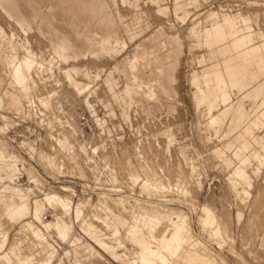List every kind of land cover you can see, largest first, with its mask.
Returning a JSON list of instances; mask_svg holds the SVG:
<instances>
[{
	"label": "rangeland",
	"instance_id": "374dc122",
	"mask_svg": "<svg viewBox=\"0 0 264 264\" xmlns=\"http://www.w3.org/2000/svg\"><path fill=\"white\" fill-rule=\"evenodd\" d=\"M30 1L39 2L40 5L36 2L33 7L38 13L31 11L28 3H21L19 0H3L2 2L18 18H24V9L31 11L36 21L33 23L30 35L36 36L37 34L39 36L34 37L36 48H40L41 45L54 46L74 39L79 51L82 48L87 51V55H83L81 52L79 59L75 61L76 69L78 71L85 70L87 74L76 72L71 68L70 72L83 85L90 86L88 90L85 87L82 88L79 82L69 81L66 72L68 63L57 61L58 63L54 64V72L58 73L56 77L59 76L57 78L61 80L59 83L62 88L60 99L65 103L66 110L78 112L77 115L81 119L79 125L83 126L82 128L87 133L86 137L92 138L94 147H101L98 152H91L100 167L103 169L104 163L101 159H103L104 151L112 149L116 153L115 157L121 159V152L124 149V156L126 155L124 158H131L136 163L135 169H140L139 172H142V167L138 165L134 156L137 151L136 144L138 140L145 141L147 138H154L158 142L156 159L157 165L161 169L175 163L177 157L185 161L186 164L195 160L201 173V179L197 180L200 190L194 194L193 198L184 197V199L180 196L178 198L176 194H168L166 199H163V197L160 198L161 196L152 197L148 193L142 192L139 187H130L132 184L126 180L127 175L122 168H119V176L123 181L119 183L120 188L123 189L122 192H115L112 189L115 184L107 181L106 175H103L102 181H98L91 175L88 178H83L75 171L67 172L65 170L63 173H59V171L46 166L40 157L42 150H49L48 146L52 138L50 127L42 121L40 122L38 117L19 113L7 102H0V154L3 151V154L9 155V169L11 168L15 172L16 168L22 169L20 174L16 173V177H13L7 167L0 164V174L5 177L3 182H0V193L11 190L24 196H31L30 188H34V183L43 188L48 180V183L58 187L47 189L46 192L56 191L62 195L70 196L76 201H82L87 208V214L90 213L94 204L101 202V195L104 193H110L112 196L126 195L131 198L129 200L139 210L142 207L143 209L157 207L163 211H173L174 215L178 211L186 213L195 234L194 239L198 238L203 241L209 253L216 258L217 263L244 264L239 256V258L235 257L234 253L236 255L238 253L250 264H264V249L259 250L256 245L243 242L246 217L248 218V215L253 213V203L246 207V222L245 220L240 223L236 221L234 228L231 210L233 241L231 239L223 240L220 243L200 227V207L208 204L210 199L216 200L218 207L223 209L226 207L225 200L228 197L231 203L232 200L234 201V210L237 212L236 192L231 187L228 175L230 168L220 163L218 154L214 150L219 145L227 148L225 155L231 154L233 150L228 148V144L237 141V134L232 133V128H227L231 119H228V123L227 121L222 123L217 133L210 134L204 127L207 114L204 106H198L195 100L194 76L207 70L216 62L223 64L226 62L220 58L216 50L215 53L211 52L193 35L188 34L190 27L196 23L200 22V28H204L208 15L214 11L221 15H234L242 12L253 18L259 13L260 28L264 30V0H159L158 3L151 0H130L127 3H122L121 0H93L91 6L78 11L79 18L75 19L73 23L68 22L65 16L70 19V11L76 2L81 0ZM65 2L69 5L64 12L60 5ZM82 2L87 5L92 3V0H82ZM54 3L58 8L50 11ZM165 8L166 10L159 11ZM54 18L55 24L52 22ZM5 19L7 18L0 14V25H2L0 34L3 33L9 37L11 26ZM129 23L132 27L130 30L127 28ZM80 24L85 28L77 30ZM63 27H66V33H63ZM89 32L104 39L102 44L109 43L105 46L102 44L92 45L85 40L77 39V33L88 39ZM238 37L239 34H234L228 38L227 42L234 46L233 42ZM1 44H6L5 40H1ZM11 45L21 56L23 55L16 41ZM53 55L55 54L51 50L46 57L50 59ZM119 64L122 67L117 71ZM141 77L145 81L152 79L156 88L145 90L143 85L146 82L144 81V84L142 83L143 90H139L142 82ZM53 80L48 81L47 88L53 86L55 81ZM263 83L264 73L259 75L256 86ZM54 85H56L55 82ZM119 93L127 94V102L116 100L115 95ZM1 95L2 88L0 89ZM246 103L248 106L251 104L249 99ZM258 104L260 103L258 102L256 106ZM217 111L218 108H215L214 112L217 113ZM93 113H98L95 119ZM59 117L65 123L69 118L67 113H62ZM263 129L264 127L255 129V131L264 133ZM100 132L103 137L101 139ZM40 133L44 135V139H37ZM167 134L173 135L172 142L166 139ZM81 138L84 136L81 135ZM31 142L35 150H32L31 144H29ZM262 145L261 149L264 150V143ZM253 147L259 149L255 143H253ZM139 151L143 154L142 150ZM184 151L188 153L183 159L181 155ZM225 155L222 158H225ZM228 157L230 156L228 155ZM33 174L38 177V182L30 178ZM58 177L61 179L58 180ZM85 181L90 184L84 185ZM256 181L254 182L257 188H254V190L256 189L255 194L258 190L257 186L262 185L264 181L262 175H259ZM7 184L8 188L5 187ZM62 184L72 187L64 191L59 188ZM35 193L36 196H33V199L45 196V193L37 190ZM252 198L250 197L249 202ZM253 201L255 200L253 199ZM88 203L90 204L88 205ZM241 207L245 208L243 205ZM47 216L49 219L52 218L51 213ZM32 220L33 217H29L16 223L9 233V246L16 245L22 257L33 254V252L40 256L55 246L59 249L57 264H83L84 262L85 264H116L108 254H106L107 257L101 256L90 244H84L86 248L83 245L70 246L68 243L60 241L54 233H46L48 235L41 248L37 244L42 242V238L36 235V229L42 227ZM87 223L85 226L88 225ZM81 225L82 222L79 223L80 227ZM263 229L264 224L256 232V239H259ZM260 242L264 244V239ZM201 247L197 246L198 249H202ZM252 247L259 253L258 257H262L261 259H256L257 257L255 258L251 254ZM231 248L235 252L231 251ZM121 252L132 256L135 248L128 243L127 248L122 249Z\"/></svg>",
	"mask_w": 264,
	"mask_h": 264
},
{
	"label": "bare ground",
	"instance_id": "6f19581e",
	"mask_svg": "<svg viewBox=\"0 0 264 264\" xmlns=\"http://www.w3.org/2000/svg\"><path fill=\"white\" fill-rule=\"evenodd\" d=\"M2 1L0 0V14L6 17L5 20L10 23L11 34L9 37L3 33L0 34V89L2 88L0 102H7L19 113L36 116L40 122L42 121L50 127L52 138L48 146L49 150H42L40 156L46 166L59 171V173H63L65 170L67 172L75 171L83 178H88L91 175L98 181H102L103 175H106L107 181L115 184L112 188L115 192L123 191L119 186V183L123 182L119 176V168H122L127 175L126 180L132 184V186L129 185L130 187H139L142 192H146L152 197L161 196L160 198L164 199L168 194H176L178 198L179 196L180 198H193L194 194L200 190L197 183V180L201 179L199 165L195 160L186 164L185 161L177 157L178 160L176 158L175 163H172L173 166H168L163 172L157 165L158 142L154 138H147L145 141L138 140L136 144L137 151L134 156L138 165L142 167V172H139L140 169H135L136 163L131 158H124L126 156H124V149L121 152V159L115 157L116 153L112 149L104 151L103 159H101L104 163L103 169L100 167L92 153L98 152L101 147H94L92 138H87L83 126L79 125L81 119L77 115L78 112L67 111L65 103L60 99L62 88L59 83L61 80L57 78L59 76L56 77L58 73L54 72V64L58 63L57 57L55 55L50 59L46 57L52 50L51 45L42 46L40 44V48L34 46V37L38 35H30L33 23L36 21L33 14L24 9V18H18ZM259 17V13L253 18L242 12L234 15H221L214 11L208 15L204 28H200V22L196 23L190 27L188 34L195 38L204 37L209 42L214 38H219L221 33L224 34V31L225 33L234 32L235 27L239 30L241 29L239 26L243 25L241 30L245 33V38L249 39L253 25L260 24ZM90 36L95 37L92 32H90ZM1 40H5L6 44H1ZM103 40L98 38L100 43ZM14 41L18 44L20 52H23L22 56L13 49L11 43ZM54 47L58 51L55 45ZM75 64V62L72 63L73 66ZM50 80H53L56 85L53 82V86L47 88L46 84ZM139 87L143 90L142 85ZM144 87L145 90L153 89L151 84ZM62 113H67L69 117H67L66 123L62 122L59 117ZM97 114L93 113L94 119L98 116ZM81 135L84 138H81ZM43 137L44 135L40 133L37 139ZM101 138H103L102 134ZM29 144H31L32 150H35L32 142ZM139 150H142L143 154ZM2 152L0 164L7 167L11 176L14 177L16 173L20 174L22 172L20 167L16 168V172L8 168V158L10 157ZM187 153V151L182 152L183 159ZM0 175V182H3L5 177L3 174ZM30 178L36 182L39 181L34 174ZM255 178L257 179L256 175ZM85 184L90 183L85 181ZM8 186V184L5 185L7 188ZM55 187L58 186L48 183V180L43 188L34 183L35 190L45 193L43 198L35 199H33V196H36L34 188H30L31 196L14 193L11 190L0 193V264H16V260L32 264H53L57 258L59 249L55 246L49 249L50 251L43 252V255L38 256L33 252L25 257H21L17 252V247L9 246L11 228L29 217H33L32 221L42 227L36 229V235L42 238L40 245L44 243L48 235L46 233H54L60 241L68 243L70 246L90 244L101 256L108 254L116 264H219L216 258L209 253L203 241L197 237L194 239L195 234L189 216L183 211L175 212L176 215H174L173 211H163L157 207L145 209L142 207L143 210H139L131 203L129 200L131 198L126 195L112 196L110 193H104L101 195V202L94 204L90 213L87 214V208L82 201H76L72 197L56 191L46 192L47 189ZM71 187L67 184L59 186L64 191ZM255 195L256 199L253 198L255 201L252 200L253 205L251 204L253 213L248 215L243 231V242L253 246H257L258 239L255 235L264 224V184L258 187ZM228 199L227 197L226 207L223 209L218 207L216 200L210 199V202L208 201V204L200 207L201 211H199L201 212L199 215L200 227L220 243L223 240L233 239L231 220L233 205ZM240 208L245 210L244 207L240 206ZM49 213H51V219L47 216ZM80 222H82L81 227L79 226ZM86 222H88L87 226H85ZM43 229L45 231H42ZM128 243L135 248L132 256L121 252L122 249L127 248ZM198 245L202 246V249H198ZM231 251L235 252L233 249ZM251 251V254L258 259L259 253L253 247L250 249ZM234 255L235 257L239 256L242 263L250 264L238 253L237 255L234 253Z\"/></svg>",
	"mask_w": 264,
	"mask_h": 264
},
{
	"label": "crops",
	"instance_id": "0c3cea01",
	"mask_svg": "<svg viewBox=\"0 0 264 264\" xmlns=\"http://www.w3.org/2000/svg\"><path fill=\"white\" fill-rule=\"evenodd\" d=\"M19 1L21 3H28L31 11L38 13V11L33 8L34 5H36V2L39 4L38 1ZM151 1L155 3L159 2V0ZM121 2L127 3L130 2V0H121ZM92 4L93 0L92 3H88L87 5L83 4L82 0L77 1L74 8L70 11L71 18L68 19L65 16L66 20L73 23L75 19L79 18L78 11L81 8H87ZM68 5L69 4L65 2L64 4H61L60 7H62L65 12ZM57 8V4L54 3L51 6L50 11ZM163 10H166V8L160 9L159 11ZM54 20L55 18L52 22L55 24L56 21ZM80 23L82 24V21H80ZM81 24L77 30L85 28L81 27ZM242 26L243 25H240L239 27L242 29ZM89 27L92 28L91 26ZM1 28L2 25H0V29ZM127 28L128 30L132 28L131 23L127 25ZM62 29L63 33L67 32L66 27H63ZM241 29L238 30V28L235 27L234 32L225 33L224 31V34L221 33L219 38H214L209 42H207L204 37L196 38L198 42L202 43L207 49H210L211 52L215 53L217 51L220 58L224 59L226 63L223 64L222 62H216L207 70L194 76V84L196 86L194 93L195 100L198 106H204L205 108L207 120L205 121L204 127L207 132L210 134L217 133L221 124L226 121L228 123V119H231L227 128H232V133L237 134V141L228 144V148L233 150L231 154H228L230 157L225 155L227 153V148L219 145L214 148L216 154H218L220 163H223L226 167L230 168L228 174L229 180L231 182V187H233L236 192L237 202L235 204L237 212L234 210V201L231 199L233 203V228L236 221L240 223L245 220L246 222L247 217L245 216V210L246 207H249L252 203L255 190L257 189L256 185H254V182H257L255 175L257 178L259 175H262L264 179V150L261 149V146H263L262 143H264V133H258L255 131V129L264 127V83L256 86L259 81V75L264 73V30L260 28V24L257 26L253 25L251 29V38L247 39V37L245 38V33ZM234 34H239V37L234 40L233 46L229 44L227 40ZM77 39L85 40V42L87 41L89 44L92 43V45L102 44L99 43L98 37L90 36V32L88 39L83 38L82 35L79 36L77 33ZM108 43L109 42L102 44V46H105ZM55 46L58 48V51L53 45H51V48L57 57V61L68 63L69 65L66 69L68 79L74 83L79 82L82 88L85 87L87 88L86 90H88L90 86L83 85V83L74 78L70 72L71 68L76 72L80 71L87 74V71L85 70L78 71L76 69L77 64L74 66L72 65V63L79 59L81 52L83 55H87V51H84V48L79 51L75 45L74 39H70V41H65ZM121 67L122 66L119 64L117 66V71L121 70ZM141 79L142 85L145 80L142 77ZM145 82L146 83L143 86L151 84L153 89L156 88L155 82L152 79ZM138 89L142 90L140 87ZM115 98L119 102H127L128 96L126 93H119L115 95ZM247 99L251 102L249 106L246 103ZM258 102L260 104L256 106ZM215 108H218L217 113L214 112ZM231 124L234 125L232 126ZM166 139L169 142H172L173 135L167 134ZM252 142L259 146L258 150L253 147ZM223 155H225V158H222ZM167 167L161 170L164 172ZM262 184H264V181ZM260 185L257 187H260ZM254 188L256 189L254 190ZM250 197H253L251 202H249ZM242 205L245 206V210L240 208ZM262 239H264V229L257 241V248L259 250L264 249V244L260 242ZM42 245L39 244V246ZM13 246L17 247L16 245ZM16 264L32 263L16 260ZM53 264H57V258Z\"/></svg>",
	"mask_w": 264,
	"mask_h": 264
}]
</instances>
